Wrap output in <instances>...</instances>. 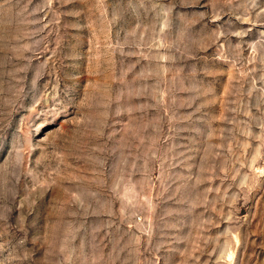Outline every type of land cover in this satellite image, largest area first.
Masks as SVG:
<instances>
[{
  "label": "rangeland",
  "instance_id": "obj_1",
  "mask_svg": "<svg viewBox=\"0 0 264 264\" xmlns=\"http://www.w3.org/2000/svg\"><path fill=\"white\" fill-rule=\"evenodd\" d=\"M0 264H264V0H0Z\"/></svg>",
  "mask_w": 264,
  "mask_h": 264
}]
</instances>
